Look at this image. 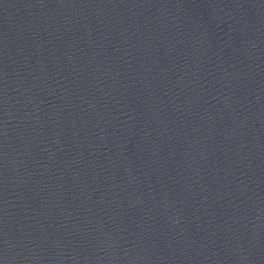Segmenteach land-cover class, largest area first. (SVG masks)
Listing matches in <instances>:
<instances>
[{
  "label": "water",
  "instance_id": "1",
  "mask_svg": "<svg viewBox=\"0 0 264 264\" xmlns=\"http://www.w3.org/2000/svg\"><path fill=\"white\" fill-rule=\"evenodd\" d=\"M0 264H264V0H0Z\"/></svg>",
  "mask_w": 264,
  "mask_h": 264
}]
</instances>
